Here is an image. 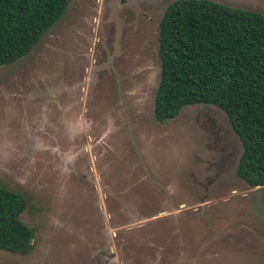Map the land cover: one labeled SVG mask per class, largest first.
<instances>
[{
	"label": "rangeland",
	"instance_id": "obj_1",
	"mask_svg": "<svg viewBox=\"0 0 264 264\" xmlns=\"http://www.w3.org/2000/svg\"><path fill=\"white\" fill-rule=\"evenodd\" d=\"M173 0H70L0 66V184L34 232L0 264H264V186L235 166L223 110L153 115L160 18ZM264 13V0H213ZM233 175H215L218 162Z\"/></svg>",
	"mask_w": 264,
	"mask_h": 264
},
{
	"label": "trees",
	"instance_id": "obj_2",
	"mask_svg": "<svg viewBox=\"0 0 264 264\" xmlns=\"http://www.w3.org/2000/svg\"><path fill=\"white\" fill-rule=\"evenodd\" d=\"M70 0H0V66L23 57L63 16ZM159 78L153 115L160 123L186 105L227 115L242 151L236 172L264 186V13L213 0H173L158 31ZM23 193L0 184V251L25 253L34 237L21 219Z\"/></svg>",
	"mask_w": 264,
	"mask_h": 264
},
{
	"label": "flooded vegetation",
	"instance_id": "obj_3",
	"mask_svg": "<svg viewBox=\"0 0 264 264\" xmlns=\"http://www.w3.org/2000/svg\"><path fill=\"white\" fill-rule=\"evenodd\" d=\"M227 116V115H226ZM227 119H228V117H227ZM228 122H229V120H228ZM229 124H230V122H229ZM230 126H231V124H230ZM231 128H232V126H231ZM232 131L236 134V132L234 131V129L232 128ZM237 135V134H236ZM238 136V135H237ZM239 138V137H238ZM240 140V139H239ZM241 143V142H240ZM241 151H242V145H241ZM240 155H241V153H240ZM240 155H239V157H240ZM239 157H238V159H237V163H238V160H239ZM231 159V158H230ZM233 162H234V159L232 158L231 160H230V163L229 164H227V167H226V165H225V167H223L222 166V162H218L217 163V165H219L220 167H216V172H215V175H218V176H220V175H227V176H232L234 173H233V171H232V167H233ZM237 163H236V166H237ZM236 166H235V171L234 172H236ZM233 173V174H232ZM237 173V172H236ZM220 174V175H219ZM238 175V174H237ZM239 176V175H238ZM240 177V176H239ZM248 185V184H247ZM248 187H251V188H253V187H257V186H250V185H248ZM258 187H263V186H259L258 185Z\"/></svg>",
	"mask_w": 264,
	"mask_h": 264
}]
</instances>
